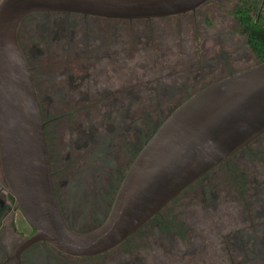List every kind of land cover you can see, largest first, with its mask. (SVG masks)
I'll return each mask as SVG.
<instances>
[{
  "label": "rangeland",
  "instance_id": "obj_1",
  "mask_svg": "<svg viewBox=\"0 0 264 264\" xmlns=\"http://www.w3.org/2000/svg\"><path fill=\"white\" fill-rule=\"evenodd\" d=\"M235 3L209 0L187 14L135 20L132 38L128 22L95 16L39 15L23 23L21 44L35 73L44 118L67 112V106H89L75 120L65 116L54 123L56 152L51 148L65 210L69 213L70 197H86L88 203V212L75 203L81 209L72 222L78 231L104 222L111 203L103 189L116 193L131 153L174 109L203 87L258 64L234 19ZM50 60H66L65 66L48 68ZM98 144L106 152L98 151ZM253 144L264 148V135ZM242 154L232 161L241 163ZM63 165L67 168L60 172ZM240 165L249 174L248 207L256 224L226 194L216 169L171 204L187 226L185 240L165 237L154 220L131 245L99 257L67 258L74 264H264V166L248 159ZM241 231L250 234L247 255L235 238Z\"/></svg>",
  "mask_w": 264,
  "mask_h": 264
},
{
  "label": "water",
  "instance_id": "obj_2",
  "mask_svg": "<svg viewBox=\"0 0 264 264\" xmlns=\"http://www.w3.org/2000/svg\"><path fill=\"white\" fill-rule=\"evenodd\" d=\"M209 0H1L0 161L24 219L37 231L17 250L47 242L76 257L104 254L134 235L190 185L264 134V62L195 92L143 145L107 219L89 231L67 222L57 197L46 121L18 27L37 12L151 20Z\"/></svg>",
  "mask_w": 264,
  "mask_h": 264
},
{
  "label": "flooded vegetation",
  "instance_id": "obj_3",
  "mask_svg": "<svg viewBox=\"0 0 264 264\" xmlns=\"http://www.w3.org/2000/svg\"><path fill=\"white\" fill-rule=\"evenodd\" d=\"M1 2V0H0ZM55 14H64L67 16V14H70V16L72 15H79V16H85L88 17L89 15H81V14H72V13H58V12H37V13H33L29 16H27L19 25L18 27V36L21 37V33H22V26L23 23L30 17L32 16H53ZM187 14V13H186ZM97 17V16H95ZM98 18H103V17H98ZM104 19V18H103ZM152 20V19H151ZM19 40V39H18ZM20 43V42H19ZM21 48L25 54V57L27 59V62L29 64V67L31 69V73L34 79V83H35V87H36V92H37V96L39 98L40 101V96H39V90H38V84L35 81V73L34 70L32 69V66L30 65V61L28 60V57L25 53V50L22 47ZM61 62H63L62 65L65 66V61L66 60H60ZM62 66H54L52 68H59ZM41 69H39L40 71ZM41 104V103H40ZM42 108V107H41ZM89 108V106H82V107H74V106H67L68 111L67 112H55L52 116V118H50L49 120H46V126L48 123L51 124L52 128H51V138L53 139L54 137V123H57V121L59 119H62L65 116H68L69 118H71V120H75L77 115L82 113L83 111L87 110ZM73 113V117H70L69 114ZM264 135V134H263ZM261 135V136H263ZM260 136V137H261ZM258 137V138H260ZM257 138V139H258ZM255 139L254 141H252L248 146L243 147L242 149L238 150L236 153H234L233 155H231L226 161L220 163L219 165H217L214 169H212L210 172H208L207 174H205L203 177H201L199 180H197L196 182H200L201 179H203L205 176H207L209 173H211L212 171L219 169L220 170V176L222 175V182L220 184H223L227 190L226 194L228 193V195L233 196V200H236L238 202L239 207L242 205L244 206L243 208V214H247L249 213V215H247V217H249L250 222L255 223V217H253V214H250L249 211V207L248 204L251 203V201H249V195H250V186H249V182H250V178H249V174L244 171V170H240L238 169V167H243L240 164H244V162H246V159H248V161H252V162H261L262 165L264 166V148H256L254 147L253 143L257 140ZM53 143H54V139H53ZM99 148L98 151L103 150L104 152H106L107 147H105V145H101L98 144ZM98 147V146H97ZM53 149V147H52ZM54 152L55 149H53ZM53 152V153H54ZM240 153H243L241 156V163L236 162L234 163L232 161V159L237 155H239ZM50 154V153H49ZM53 157V154H52ZM57 158H58V154H57ZM135 159V158H134ZM133 159V161H134ZM51 160V157H50ZM54 160V159H53ZM53 160L51 161V165H52V171H53V179H54V184H55V188H56V193H57V197L60 203V207L61 210L67 220V222L69 223V225L73 227L72 222L74 217L77 216V214L79 215V211L81 209H83V211H87L89 210V208H86L88 206V203L86 204V197L83 200H79V196H76L75 200L73 197H70L69 199V206H70V210L69 213L65 210L64 204L62 202V197L61 195L58 193V189H57V185L55 183V171L53 169ZM238 160V159H237ZM132 161V162H133ZM236 161V159H235ZM239 164V165H238ZM248 166V165H247ZM130 167V165H129ZM67 168V166H61L59 168L60 172H64L65 169ZM127 169H129L127 167ZM114 170V174L116 173V168L112 169ZM128 171V170H127ZM112 174V172H110ZM63 174V173H61ZM2 175V177H1ZM119 176V175H118ZM123 181V180H122ZM122 183V182H121ZM199 188L195 189L194 192H199V189L201 188L200 186H198ZM112 189V188H111ZM107 191V192H103L104 195H108V199H110V209L109 212L107 213L106 211V215L107 217L109 216L117 192L119 190L112 191L109 189H103V191ZM200 192H202V189L200 190ZM205 192V191H204ZM183 193V192H182ZM181 193V194H182ZM78 195H85L83 193H81V191H78ZM180 197V195H179ZM178 198V197H177ZM102 199V197H101ZM176 199V198H175ZM174 199V200H175ZM77 201L80 202V204H82V206H80L79 211H77ZM171 203V202H170ZM169 203L168 209L166 210V220H160L157 218H153L151 219L148 223L156 220L157 223H159V227L160 230L162 231L163 235L166 236H170L173 238H181L183 240H185L186 235L188 233V229L187 226L184 224V221L179 220L177 218V215L174 214L173 209L171 207V204ZM174 204V203H173ZM235 206L236 203L234 202ZM97 209V208H96ZM93 211V209H92ZM161 214V213H159ZM157 216V215H156ZM106 217V219H107ZM105 219V220H106ZM103 220V219H102ZM104 220V221H105ZM27 222V221H26ZM26 222H24V217L22 215V212L17 204V201L15 200V197L13 195V193L11 192L9 185L5 179V176L3 174V170H2V166H1V161H0V264H17V260H16V253L18 248L28 239V238H32L37 231L28 223L26 224ZM147 223V224H148ZM175 223V224H174ZM100 223H98L99 225ZM145 224L140 230H138L134 235H132L130 238L134 239L133 237L136 235H139L141 232L144 231V228L146 227ZM76 229V228H74ZM77 230V229H76ZM142 234V233H141ZM235 238H238L241 242H243L245 248L247 247V245L250 242V234L248 232L245 231H241L239 233L236 234ZM129 239L125 242H123L122 244H120L119 246H128L131 245V241L128 242ZM249 252V250L246 248V252L245 255H247ZM64 256H66L64 259ZM242 255H244V253H242ZM69 257L71 258H91V257H76V256H71L68 254H65L61 251H59L58 249H56L54 246H52L51 244L47 243V242H36L32 245H30L29 247H27L26 249H24L19 256V260L22 264H74V262H72L70 259H68ZM93 257H99V256H93ZM232 264H236V263H232Z\"/></svg>",
  "mask_w": 264,
  "mask_h": 264
},
{
  "label": "trees",
  "instance_id": "obj_4",
  "mask_svg": "<svg viewBox=\"0 0 264 264\" xmlns=\"http://www.w3.org/2000/svg\"><path fill=\"white\" fill-rule=\"evenodd\" d=\"M263 1L264 0H236V3H235L234 8H233V16H234V19H235L237 26L239 28V32H240V34H242L246 37L247 44H248L249 48L252 50V52L254 53L255 57L257 58L258 63L264 62V9L262 7ZM67 16H70V14H67ZM104 20H106L107 22L112 21V20L128 22L129 33L131 35V38L133 37L131 25H132V22L135 20L129 21V20H119V19H108V18H104ZM18 39H19V42L21 44V37L18 36ZM131 41H133V39H131ZM47 63H48V65H45V66H47L48 68H52L56 65L61 66L63 64V62H61L60 60H53V61L50 60ZM188 98L189 97H187L185 100H187ZM73 115H74L73 113L69 114L70 117H73ZM51 128H52L51 124L48 123L46 126V135H47L49 153H50V157H51V161H52L54 159V157H52L53 150H51L52 144H53V139L51 138ZM156 129H153L150 137L154 134ZM150 137H148V139ZM148 139H146V141L142 144V147L148 141ZM139 151L137 149L135 152L131 153V158H129V160L127 161L126 168L132 164L133 159L138 155ZM64 166H66V165H64ZM68 166H69V163H68ZM121 177H122V179H121V182H122V180L125 177V174L121 173ZM121 182L119 184V187L121 185ZM197 185H198V182H194L186 190H184L183 193L185 191H187L188 189L194 188ZM182 194H180V196ZM175 200H173L171 203H173ZM168 206H169V204L164 209H162L160 212L161 214H158L157 216H155V218L160 219V220H164V219L166 220L167 218L165 216L166 215L165 213H166V210L168 209ZM162 216L164 217V219ZM102 223H100V224H102ZM131 240H132V238H129L128 242H130Z\"/></svg>",
  "mask_w": 264,
  "mask_h": 264
}]
</instances>
